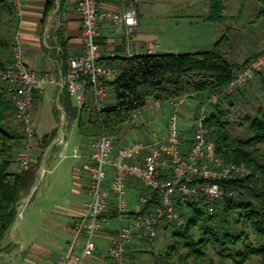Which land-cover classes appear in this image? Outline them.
<instances>
[{
  "label": "built area",
  "instance_id": "built-area-1",
  "mask_svg": "<svg viewBox=\"0 0 264 264\" xmlns=\"http://www.w3.org/2000/svg\"><path fill=\"white\" fill-rule=\"evenodd\" d=\"M18 16L22 0H8ZM99 0H79L76 11L82 26V52L68 59L69 73L63 83L64 89L78 108L84 103L85 91L92 86L99 107H105L111 98L108 82L117 77L113 69L100 65L102 60L99 43V26L108 22L124 26V38L131 45L135 27L136 12L132 7L120 12L100 9ZM153 48L147 52L152 53ZM25 50L15 44L11 60L0 67V78L10 85L16 116L24 126L28 150L37 142L33 123L32 108L35 93L43 92L49 82L43 73L27 68L23 62ZM131 53L121 54V58L132 57ZM264 71V50L251 57L238 69L231 81L224 87L209 92L196 112L190 118L191 138L186 143L180 126V115L187 98L160 102L147 99L146 103L132 113L130 123L135 126L140 115L145 112L161 113L168 109L165 130L152 131L140 140L116 143L112 138L102 136L90 143V162L84 210L75 220L73 233L75 242L82 239V250L74 258V264H83L97 252L96 234L102 224L108 222L106 214L116 213L128 222L111 236L106 244L105 256L120 260L127 248L141 237L149 241L157 237L156 224L160 221L185 224V219L177 209L180 197L186 200H200L204 210L211 215L214 205L226 198L234 197L233 189L222 183L229 180L259 178L253 168L245 162L226 160L217 151L215 141L209 138L206 121L209 108L217 105L225 97L233 96L244 89L255 77ZM61 147L59 156L67 157L68 141L59 133L55 141ZM71 156L81 159L78 148ZM31 163L30 158L20 161V168ZM133 183L137 185L132 186ZM131 190L137 193V208L134 215L128 210V196ZM143 191H148L145 195ZM142 208H146L141 211ZM71 254L56 259L54 264H68Z\"/></svg>",
  "mask_w": 264,
  "mask_h": 264
},
{
  "label": "trees",
  "instance_id": "trees-1",
  "mask_svg": "<svg viewBox=\"0 0 264 264\" xmlns=\"http://www.w3.org/2000/svg\"><path fill=\"white\" fill-rule=\"evenodd\" d=\"M260 1L264 3V0ZM208 2L209 11L205 21L222 24L234 18L224 14L226 1ZM243 7L244 0L241 1L239 12ZM259 15H264V8L260 9ZM14 19L15 12L10 2L0 0V47L9 45ZM232 33L233 30L227 27L213 47L207 50L102 59L101 66L117 72V77L107 84L112 102L99 107L92 86L89 85L83 105L77 108L64 89L61 97L66 122L75 123L78 134L89 143L102 136L110 137L118 143L123 130L133 127L130 123L132 113L141 108L147 99L167 102L198 97L221 89L244 65L229 61L234 47V40L230 36ZM0 67L4 68L1 64ZM233 96L225 97L220 102ZM219 103L212 112H208L206 127L209 138L215 141L220 156L226 160L247 163L259 178L223 182L225 188L233 189L236 194L216 203L211 215L206 213L200 200L178 197L177 209L185 219V224L177 226L160 221L155 226L157 232L170 234L173 239V243L159 257V264H223V261L244 264L252 256L264 258V152H259L258 148L252 149L256 145H264V110L260 109L258 116L254 118L247 116V129L251 136L241 140L235 139L227 128ZM185 133L187 134L183 135L188 143L192 133ZM56 135L57 129L45 136L40 149L46 150ZM27 148L24 126L17 119L10 85L0 78V254L4 252L3 242L9 236L17 207L24 196L30 193L42 160L40 154L29 166L11 170V166L19 161L20 155ZM50 151H55V146ZM135 185L139 187L137 183L132 184ZM143 193L149 194L148 191ZM145 209L142 208L141 211ZM110 213V218L118 217L116 213ZM132 215L133 211L129 217ZM195 230L200 233L199 239L193 236ZM116 231H112V235ZM140 243L151 241L141 237L133 245ZM210 247L220 258L219 263L206 256ZM181 250L184 252H180Z\"/></svg>",
  "mask_w": 264,
  "mask_h": 264
},
{
  "label": "rangeland",
  "instance_id": "rangeland-1",
  "mask_svg": "<svg viewBox=\"0 0 264 264\" xmlns=\"http://www.w3.org/2000/svg\"><path fill=\"white\" fill-rule=\"evenodd\" d=\"M146 1L140 2V0H137L136 5L130 7L135 10L136 15V7H138L141 29L152 37L156 36V43L161 45V48L158 49L159 51H167L171 46L176 47L181 53L211 49L214 45V43L211 44L210 42L212 35L216 34V40L219 39L225 33L227 27L233 30V33L230 34L234 40V47L229 55L231 63L241 62L248 55H256L264 48V15H259L260 9L264 8V3L260 0H244V7L241 12H239V6L242 0H223L224 2L226 1L227 6L224 14L234 16V18L222 24L211 23V27L208 26L209 22L203 23L201 19H197L198 16L208 13V0ZM178 20L181 21L178 23ZM190 22L198 23L191 24ZM207 95L208 93H203L198 97L188 98L184 104L180 115V126L184 135L187 134L185 132H191L190 118ZM56 101L57 92L51 86H47L41 99L37 102V107L41 109L40 114H37L36 111L34 112V116L38 120L36 121V137L39 147L42 141L39 138L51 129ZM110 102H112V98L109 99L108 103ZM219 104V108L224 112L222 119L227 122V128L235 139L244 140L250 137L251 134L247 129L249 125L247 116L254 118L258 116L260 109L264 110V71L256 76L241 93ZM214 109L215 106L209 108L208 112H212ZM166 112L168 113L167 108L161 113L145 112L144 115H140L135 126L123 130L121 139L118 142L129 143L142 139L144 135H149L152 131L163 132L168 117ZM63 136L68 141L67 157L61 159L59 154H57L52 159V155L49 157L51 151L48 152L47 158H49H46L44 171L38 179L32 195L33 198H30L31 201H28L22 211L19 228H24V243H28V241L33 239L37 228H40L41 221L48 218L46 214L53 213L63 216L71 212L72 205L75 204L74 202L78 196L76 192V188L79 187L77 185L78 182L81 185L86 184L84 180L86 177L85 171L79 174L82 178L84 177L81 181L76 176L82 158L76 159L71 156L74 148H78L81 156L85 155V150L88 149L85 140L78 134L76 124L71 127L66 120ZM254 148H258L259 152H264L263 144L256 145L252 149ZM45 152L46 150L39 149L36 152L31 150L29 153H32L31 156L33 158H37L42 154L43 158ZM26 157L28 156L26 155ZM20 161L21 159L15 165H12L11 170L15 169V166L20 168ZM129 193L128 210L135 211L138 205L137 193L135 190H131ZM26 197L24 196L22 200ZM111 214H106L108 222L102 224V229L95 236V242L98 245L97 252L92 258L86 259L83 264H92L91 262H94V264L98 262L99 264H157L161 254L173 243L170 234H163L159 231L157 237L151 243H140L135 246L131 244L120 260H111L105 256L106 244L109 240L107 232L118 230L128 222L121 217L110 218ZM73 219L75 221L77 217ZM193 236L195 239H199V231L195 230ZM180 252L184 251L181 250ZM206 256L208 258L211 257L215 263L221 261L212 247L208 249ZM223 264L232 263L223 261ZM244 264H264V258L262 256H252Z\"/></svg>",
  "mask_w": 264,
  "mask_h": 264
},
{
  "label": "crops",
  "instance_id": "crops-1",
  "mask_svg": "<svg viewBox=\"0 0 264 264\" xmlns=\"http://www.w3.org/2000/svg\"><path fill=\"white\" fill-rule=\"evenodd\" d=\"M78 1L79 0H22V8L20 9L19 15H15V21L12 25L13 29L10 35V43L8 46L0 47V64L6 66L11 60L12 47L15 44L21 45L25 50L23 56L25 66L35 72L43 73L48 77L49 82L45 85L43 92L47 86H51L52 89L57 92V101L54 109L55 111H53L54 116L51 122V129L39 139H43L45 136L50 135L51 132L56 129L57 137L61 132H58L59 126L61 130L63 117L65 118V111L63 108L64 102L61 94L64 90L63 83L69 73L68 59L82 52V26L76 11ZM136 1L137 0H99V6L100 9L104 11L120 12L132 5H136ZM141 1L147 2L146 0H140V2ZM136 10L137 26L131 37V45H129L124 38L123 25L108 22L100 24L98 40L101 47L102 59L120 57L123 53H131L133 56L151 54L147 52L148 48L154 49L152 54H181L176 47L172 46L170 48L168 47L169 49L167 51H159L158 49L161 48V45L156 43V36L152 37L141 29V18L138 7H136ZM205 16L206 15H200L197 19H201L203 23H208L204 19ZM180 21L181 20H178V23ZM190 23L193 24L198 22ZM208 24V26L211 27V23ZM216 38V34H213L210 41L211 44L216 43L218 40H216ZM263 50L264 48L261 49V51ZM251 57H253V55H248L241 62L239 61L237 63H243ZM43 92H37L35 94V101L32 108L35 131L37 130L36 121L38 120H36L34 112L36 111L37 114H40L41 109L37 107V102L41 99ZM70 100L72 104L77 107L71 97ZM74 124L75 123L70 124L71 127ZM85 144L88 149L85 150V155L82 157V162L80 168L77 169L76 176L80 178L81 181L84 177L82 178L79 174L85 171L86 177L84 180L87 184L90 166L88 155L90 154L91 148L89 147V142L85 141ZM53 146H55V151L51 152L49 155V157L52 155V159L54 155L60 153L61 149L59 145L54 144ZM39 149V142H34L29 150L27 148V150L20 155L19 160L30 157L31 162H34L36 158H33L31 156L32 153L30 154L29 152H31V150L32 152H36ZM26 155L28 157H26ZM15 169L18 168L15 166ZM86 184L81 185L78 182L77 185L79 187L76 188L78 196L74 202L75 204L72 205V211L63 216L53 213L46 214L48 218L41 221L40 228H37L35 236L28 241V243H24L23 241L25 239L24 228L18 229L13 240L8 236L3 242L4 252L0 254V264H54L56 259L68 253L71 254L68 264H74V258L78 256L82 250L81 241L83 240L80 239L77 243L75 242L73 233L75 221L73 218L80 216L88 200L85 191ZM111 232H107L108 239L112 236ZM91 263L94 264V262ZM97 264H99V262Z\"/></svg>",
  "mask_w": 264,
  "mask_h": 264
},
{
  "label": "water",
  "instance_id": "water-1",
  "mask_svg": "<svg viewBox=\"0 0 264 264\" xmlns=\"http://www.w3.org/2000/svg\"><path fill=\"white\" fill-rule=\"evenodd\" d=\"M64 124H65V118L63 117V120H62V124H61V130L60 131H63V128H64ZM55 141H56V138L55 140L50 144V146L46 149V152L45 154L43 155V158L41 160V164H40V167H39V170L36 174V177H35V180H34V183H33V186L30 190V193L28 194V196L22 200L18 207H17V212H16V217H15V220L10 228V231H9V237L10 239H14L19 227H20V223H21V214H22V211L25 207V205L28 203V201L30 200V198L32 197L33 193H34V190L36 188V185H37V182H38V179L41 177L43 171H44V165H45V161H46V158H47V154L48 152L51 150V148L53 147V145L55 144Z\"/></svg>",
  "mask_w": 264,
  "mask_h": 264
}]
</instances>
